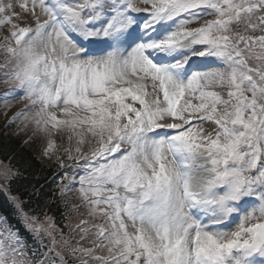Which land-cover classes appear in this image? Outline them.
I'll return each mask as SVG.
<instances>
[{"label": "snow or ice", "instance_id": "1", "mask_svg": "<svg viewBox=\"0 0 264 264\" xmlns=\"http://www.w3.org/2000/svg\"><path fill=\"white\" fill-rule=\"evenodd\" d=\"M0 29L70 209L26 210L5 155L0 264H264V0H0Z\"/></svg>", "mask_w": 264, "mask_h": 264}, {"label": "trees", "instance_id": "2", "mask_svg": "<svg viewBox=\"0 0 264 264\" xmlns=\"http://www.w3.org/2000/svg\"><path fill=\"white\" fill-rule=\"evenodd\" d=\"M40 152L41 148L37 145L24 144V136L14 135L0 124V157L3 160L5 155H9L21 169L22 178L13 184V188L25 201L26 210H32L34 213L46 212L56 219L61 228H64L67 223L65 212L70 209L60 200L59 179L56 174L59 168L55 164L48 166L41 162ZM74 196L75 193H69L70 200ZM0 204H3L2 196H0ZM72 219L75 222L76 218L72 217ZM17 226L19 227V224ZM21 231L23 232V229ZM64 231L67 233L68 229L64 228ZM29 240L31 242L30 237Z\"/></svg>", "mask_w": 264, "mask_h": 264}, {"label": "rangeland", "instance_id": "3", "mask_svg": "<svg viewBox=\"0 0 264 264\" xmlns=\"http://www.w3.org/2000/svg\"><path fill=\"white\" fill-rule=\"evenodd\" d=\"M15 2L18 4L19 0H15ZM3 30L0 29V32H2ZM6 85L0 87V94H3L6 91ZM11 103L13 104V107L8 108L7 109V115H4L5 111H6V107L4 105L3 102H0V124L2 125V127H4L5 129H7V131L12 132L14 135H17V133H19V129L22 127V125L19 124V122H17L16 125H9V121L11 119V117L17 112L19 111V109L23 106V102L19 101V100H14L11 101ZM212 126L210 124H205V128H211ZM24 139L27 138V134H24ZM57 143L59 144V140L57 141ZM33 144L34 146H38L39 148L42 147V142L39 139H36L34 142L30 143ZM36 144V145H35ZM82 174V170L79 168L75 175L77 177L76 181H74V184L76 185L78 183L79 180V175Z\"/></svg>", "mask_w": 264, "mask_h": 264}]
</instances>
